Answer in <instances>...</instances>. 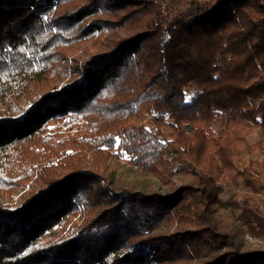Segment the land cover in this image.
Instances as JSON below:
<instances>
[{
  "label": "trees",
  "instance_id": "obj_1",
  "mask_svg": "<svg viewBox=\"0 0 264 264\" xmlns=\"http://www.w3.org/2000/svg\"><path fill=\"white\" fill-rule=\"evenodd\" d=\"M171 3L0 0V264H264V0Z\"/></svg>",
  "mask_w": 264,
  "mask_h": 264
},
{
  "label": "rangeland",
  "instance_id": "obj_2",
  "mask_svg": "<svg viewBox=\"0 0 264 264\" xmlns=\"http://www.w3.org/2000/svg\"><path fill=\"white\" fill-rule=\"evenodd\" d=\"M161 4H162V8L163 10H166V7L171 3L172 0H158ZM207 1V0H206ZM176 2H180L183 3L182 5H186L188 3V0H176ZM204 2V1H203ZM172 4V3H171ZM262 135L260 130H255L254 132H252L249 135V141L251 143H256L261 139ZM255 160V161H263V157L260 154L255 155L254 157H249L246 156L242 159L243 163L248 164L250 161ZM115 168L117 169L119 174L122 175H127V177L129 179H133L135 181H142L145 179V176H143L136 167H132L131 165H129L127 162L125 161H119L116 165ZM226 193L222 196L223 200H228V199H234L237 203L238 201L240 202L241 199L243 198L244 195H246L249 190L246 187V185L243 183V181L241 180V178H236L234 180L229 181L228 183H226L225 185H223ZM259 191H260V196L262 198H264V182L263 185H258ZM0 201H8V196H6V198L4 199V196H0ZM225 213H231V208H227L225 209ZM241 211L240 210H236L234 217L235 219L238 218V215H240ZM263 213V212H262ZM264 215V213H263ZM246 239L254 246L257 247L259 246V243L262 242H258V241H254L253 239L250 238V236L248 234H246Z\"/></svg>",
  "mask_w": 264,
  "mask_h": 264
},
{
  "label": "built area",
  "instance_id": "obj_3",
  "mask_svg": "<svg viewBox=\"0 0 264 264\" xmlns=\"http://www.w3.org/2000/svg\"><path fill=\"white\" fill-rule=\"evenodd\" d=\"M200 1H206V0H200Z\"/></svg>",
  "mask_w": 264,
  "mask_h": 264
}]
</instances>
